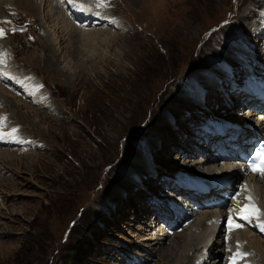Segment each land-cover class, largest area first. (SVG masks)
Returning a JSON list of instances; mask_svg holds the SVG:
<instances>
[{"label": "rangeland", "instance_id": "374dc122", "mask_svg": "<svg viewBox=\"0 0 264 264\" xmlns=\"http://www.w3.org/2000/svg\"><path fill=\"white\" fill-rule=\"evenodd\" d=\"M73 1L0 0V134L20 137L0 140L19 159H0V264H65L72 254L69 264H186L180 243L190 249L191 227L206 211L225 213L230 196L178 229L170 185L235 167L238 147L210 163L222 148L218 120L230 134L260 133L258 99L241 104L264 86V0ZM71 3L94 18L80 21ZM222 232L206 230L195 264L230 255L264 264Z\"/></svg>", "mask_w": 264, "mask_h": 264}, {"label": "bare ground", "instance_id": "6f19581e", "mask_svg": "<svg viewBox=\"0 0 264 264\" xmlns=\"http://www.w3.org/2000/svg\"><path fill=\"white\" fill-rule=\"evenodd\" d=\"M18 2L19 5L22 4L23 5H26L28 2L27 0H16ZM73 1V0H72ZM69 2V1H68ZM74 2V1H73ZM15 3V2H14ZM16 4V3H15ZM56 4H59V3H56ZM55 4V5H56ZM70 4V3H69ZM73 4V3H71ZM78 5V4H77ZM16 6V5H15ZM39 4H37V6H33V11H36L35 12L36 14H33L35 15V17H39L38 16V8H39ZM68 6V5H67ZM74 7L76 8V11H78V16L80 17V21L82 18H84L85 20L86 19H89L90 17H92V15H88L89 13H87V9L84 8V7H79V6H74L73 5H70V7ZM12 7V6H11ZM58 9H62V6L59 4L57 6ZM69 8V7H68ZM67 9V8H65ZM68 11V10H67ZM94 11V10H93ZM71 14V13H70ZM248 14V13H247ZM41 15V14H40ZM77 15V14H75ZM72 16H74V14L72 13ZM78 17V18H79ZM41 18V17H40ZM77 18V19H78ZM94 17H92L93 19ZM100 19V18H99ZM83 20V19H82ZM90 20V19H89ZM78 21V20H77ZM95 21V20H94ZM102 21V20H101ZM93 22V21H92ZM91 22V23H92ZM104 22V21H103ZM106 22V21H105ZM90 23V22H89ZM102 24V23H101ZM41 28H43L41 26ZM45 37V39L47 40V44H48V52L47 53H53V51H51L53 49V44H52V40L50 39L49 40V36L46 35V32L44 31L43 29V33L41 34ZM204 72V71H203ZM206 79H202L201 76H200V81L203 83V85H208V86H213V88H216V86L214 87V80L213 78L208 75V74H204ZM7 76L10 78V79H13L14 75H9L7 74ZM5 77V76H4ZM1 79V78H0ZM4 80V79H3ZM12 81V80H10ZM3 83V82H2ZM27 84V83H26ZM29 83L26 85L28 87ZM9 86V85H8ZM26 90H29L28 88ZM8 92V91H7ZM9 93V92H8ZM7 93V94H8ZM3 95V94H2ZM264 96V95H263ZM239 98V97H238ZM246 101V100H245ZM20 105H24L23 103L20 104ZM258 105V104H257ZM252 106V105H251ZM262 106V105H261ZM12 107V106H11ZM256 107V106H255ZM256 125V128L258 127V129H260V133L259 132H256L257 134H259L260 138H264V120H256V122L254 123ZM247 129L245 128V132L247 133ZM255 132V131H254ZM8 134L5 133V134H0V140H3L2 143H6V144H11V143H14L16 142L19 143L20 141V137H19V134L17 132H12L11 134L9 135H6ZM249 136H253V134H250V133H247ZM255 136V135H254ZM23 142V141H22ZM214 146V145H213ZM0 159H2L3 161H18L19 159L15 158V157H12L11 155L9 154H3L0 152ZM208 161L204 162V163H207ZM213 162V159L210 160V163ZM209 163V164H210ZM210 167V166H209ZM228 169V168H227ZM207 170V169H206ZM209 170V169H208ZM243 175V172L241 169H239L238 167H234L231 169L230 171V175L228 177V181L230 179H233V182L231 184L234 185V182H236L241 176ZM262 177V179L260 178H256V177H247L248 179L245 180V182L243 183L242 185V188H240L239 190H241L240 192H242L239 196L240 199H243V202H241L242 204H247V208L244 209V212L250 216L253 220H258L260 221V226L262 228H264V200L261 201V198L262 196H260V194H264V180H263V177L264 176H260ZM256 180H259L258 182H256ZM227 181V182H228ZM254 181V182H253ZM226 182V184H227ZM203 187V185H201ZM228 186V184H227ZM200 190H203L205 191V189H201L199 188ZM222 192H227L226 188L222 189ZM264 199V198H263ZM212 204V203H211ZM207 205H209L207 203ZM202 207H204L202 204H201ZM214 206H218L217 205H214ZM252 209H257L258 210V213L255 214V215H250L249 213L252 211ZM202 219H200L195 225H193L190 229V237L194 238L195 240V244L192 246V247H189L190 249H187V245H185V242H181L180 245L182 246V249L184 250V252L186 253V264H195V262H193L190 258V255L191 254H194L195 251L201 249V245H205V242L207 240V236L209 235L206 234V230L210 227V230L213 228L214 231L216 228L218 229H222L223 231V225L225 223L227 224H230V221H229V218L231 215H228L227 213H223V211H219L218 213L216 214H212L208 211L202 213ZM178 220V219H177ZM239 231V230H237ZM234 231L232 233H230V235L234 236L233 237V242L231 241V243H233L234 247L232 248V250H235V249H238L239 252H242L243 254L244 253H247L248 255L250 253H254L261 257L264 256V236L262 237V239L258 238V237H255L254 235H252L253 237H255V242H252L250 237L248 236V234L250 233L248 230H242V231ZM248 231V232H247ZM221 232V231H220ZM260 239V240H259ZM182 240V239H181ZM223 240L225 242H228L229 239H228V236H225L223 237ZM222 240V241H223ZM261 241V242H260ZM263 243V244H262ZM221 244V242H217V245ZM244 244H247L244 245ZM216 245V246H217ZM203 250H206V247H202V251ZM237 252V251H236ZM241 253V255H242ZM206 254H210L209 252H206ZM237 254L235 253V255H232V256H236ZM203 256V255H202ZM238 256V255H237ZM240 256V255H239ZM236 259V258H235ZM233 257H231L230 255V258L229 260H227L226 264H233V261L235 260ZM214 262V261H213ZM263 262V261H262ZM198 264H201V261L198 263ZM235 264H252L251 260L249 261H246V262H241V263H238L236 260H235ZM254 264V263H253ZM257 264V263H256ZM259 264V263H258Z\"/></svg>", "mask_w": 264, "mask_h": 264}, {"label": "snow or ice", "instance_id": "6c2138e0", "mask_svg": "<svg viewBox=\"0 0 264 264\" xmlns=\"http://www.w3.org/2000/svg\"><path fill=\"white\" fill-rule=\"evenodd\" d=\"M4 32L2 29H0V36H3ZM252 168L254 171H258L261 175H264V157L261 158V165L259 168L256 167L255 164L252 165ZM258 213L257 209H252V211L249 213L250 215H255ZM242 219H246L247 216H242ZM236 227H240V225H236ZM233 264H235V260L233 261Z\"/></svg>", "mask_w": 264, "mask_h": 264}, {"label": "trees", "instance_id": "16d2710c", "mask_svg": "<svg viewBox=\"0 0 264 264\" xmlns=\"http://www.w3.org/2000/svg\"><path fill=\"white\" fill-rule=\"evenodd\" d=\"M72 256H73V254L71 256L69 255V257L65 261V264H69L70 260L72 261V258H73Z\"/></svg>", "mask_w": 264, "mask_h": 264}]
</instances>
